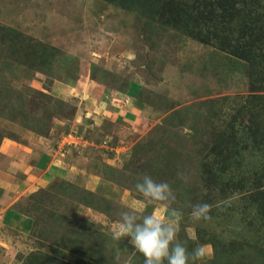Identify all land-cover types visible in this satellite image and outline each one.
<instances>
[{
    "label": "rangeland",
    "instance_id": "rangeland-1",
    "mask_svg": "<svg viewBox=\"0 0 264 264\" xmlns=\"http://www.w3.org/2000/svg\"><path fill=\"white\" fill-rule=\"evenodd\" d=\"M231 1L0 0V148L72 162L28 198L34 229L4 262L144 264L112 233L125 211L167 217L135 191L147 173L171 184L178 239L206 245L204 264H264L262 40L239 26L204 42L178 15L198 4L206 24ZM262 2L249 8L254 25ZM204 202L211 219L197 221Z\"/></svg>",
    "mask_w": 264,
    "mask_h": 264
},
{
    "label": "clouds",
    "instance_id": "clouds-1",
    "mask_svg": "<svg viewBox=\"0 0 264 264\" xmlns=\"http://www.w3.org/2000/svg\"><path fill=\"white\" fill-rule=\"evenodd\" d=\"M180 178L184 179L183 174ZM135 191L145 203L168 209L167 217L159 211L142 215L125 211L116 222L112 239L121 242L130 237L132 249L144 257V264H204L209 251L206 245L189 250L178 239L183 214L172 207L176 197L171 184L157 182L145 173L135 184ZM211 210L212 205L198 203L192 206L190 215L197 221H208Z\"/></svg>",
    "mask_w": 264,
    "mask_h": 264
},
{
    "label": "crops",
    "instance_id": "crops-1",
    "mask_svg": "<svg viewBox=\"0 0 264 264\" xmlns=\"http://www.w3.org/2000/svg\"><path fill=\"white\" fill-rule=\"evenodd\" d=\"M132 103L139 110L143 108L137 106L139 99ZM27 149L26 145L18 147V144L10 147L3 144L0 148V253L17 249L32 233L35 220L28 211V198L57 179H66L68 166L72 163L65 157L66 163L62 164V157H56L44 166L47 158L44 156L31 164ZM0 264L10 263L0 258Z\"/></svg>",
    "mask_w": 264,
    "mask_h": 264
},
{
    "label": "trees",
    "instance_id": "trees-1",
    "mask_svg": "<svg viewBox=\"0 0 264 264\" xmlns=\"http://www.w3.org/2000/svg\"><path fill=\"white\" fill-rule=\"evenodd\" d=\"M202 2L203 0H199L198 4L204 5L206 8L207 4L205 2V4H202ZM231 2L234 3V6L232 8H227L226 10L217 9V12H215L216 16H214V20L210 21L209 23L207 22L206 24H203V19H198L199 10L195 11L196 13L193 12V10L197 9L198 4L193 6V8L190 10L182 7V9L179 10L178 15L179 13H183L184 15L179 22H181V26L186 27L187 34L193 36V38H197L199 40L201 39L204 42L211 41L206 38V35L209 33L216 34V32H220L222 36H216V38L219 40L221 37H231L232 34H235L234 36H236L237 32L241 30L239 26L243 28L247 26L251 29L253 27V30L257 32L255 33L257 35V40H262L257 42L256 45H261L262 47H264V24L260 26L252 24V19L249 15V8H252L255 3H263L262 0H234ZM235 39L237 38L230 39L229 43H225L224 45H227L229 47L231 45V42H233V40ZM215 46L221 48L220 46H222V43L217 42L215 43ZM138 99L141 100L140 97ZM210 156L211 154L209 153V157ZM27 260L28 261L26 264H28L29 262V264H41L43 258H39L37 255L31 254L27 258Z\"/></svg>",
    "mask_w": 264,
    "mask_h": 264
}]
</instances>
